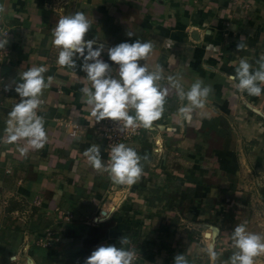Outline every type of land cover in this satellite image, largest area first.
I'll return each instance as SVG.
<instances>
[{
    "label": "crops",
    "instance_id": "0c3cea01",
    "mask_svg": "<svg viewBox=\"0 0 264 264\" xmlns=\"http://www.w3.org/2000/svg\"><path fill=\"white\" fill-rule=\"evenodd\" d=\"M0 6L4 8L0 39L5 33L8 37L0 49V138L5 136L8 113L20 100L14 90L20 75L31 67L47 68L43 74L47 86L37 109L44 118V147L31 148L26 140H0V264H75L86 250L118 246L120 237L132 230L144 236L152 225L174 224L167 220L166 203L174 211L180 203L194 210L192 218L198 219L194 224L200 231L204 225L216 228L221 233L220 243L215 242L218 238L213 241L219 254L216 264H230L236 251L231 239L235 227L227 222L240 221L252 233L264 213L254 207L256 200L264 204V194L253 195L254 190L264 189V84L255 96L229 80L241 59L254 71L264 57V0H0ZM75 12L91 22L85 39L104 44L102 58L113 75H118V67L109 60L107 48L136 39L153 45L140 63L150 71L157 65L163 69L159 83L168 94L161 117L151 128L141 127V136L124 141L142 157V175L132 185L114 183L84 156L96 144L106 164L109 149L81 92L90 82L79 68L80 61L76 67L60 66L59 49L52 43L58 19ZM128 31L135 34L129 37ZM239 42L245 46L240 51ZM168 77L185 91L197 80L210 85L204 107L190 109ZM184 108L189 111L182 112ZM21 148H27L26 154ZM171 153L181 162V168L175 169H185V174L176 172L185 177L182 184L190 187L191 194L174 197L162 181L169 174ZM83 209L94 214L91 221L64 220L65 212L79 216ZM217 217V224L222 221L227 228H208ZM110 219L115 225L97 239L100 227ZM48 228L63 241L55 247L33 244L31 234ZM165 255L163 251L161 256Z\"/></svg>",
    "mask_w": 264,
    "mask_h": 264
},
{
    "label": "clouds",
    "instance_id": "9594fccd",
    "mask_svg": "<svg viewBox=\"0 0 264 264\" xmlns=\"http://www.w3.org/2000/svg\"><path fill=\"white\" fill-rule=\"evenodd\" d=\"M3 11L4 8L0 6V12ZM90 28L91 22L82 12L58 19L52 30V43L59 49L57 63L62 67H76L77 60L80 61L79 68L90 82V87L82 88L81 92L86 98V104L92 107V115L97 121L107 118L122 121L124 127L151 128L153 122L161 117L168 94V89H162L159 83L164 79L163 69L157 65L150 71L140 63L147 58L153 45L136 39L108 47V58L118 67V75H113L111 65L102 58L104 44H98L96 39H85ZM134 34L127 32L129 37ZM7 43L5 33L4 38L0 39V49H4ZM244 47L241 42L237 44L238 51ZM257 63L259 67L253 71L250 63L241 59L235 75L229 76V80L238 81L237 88L240 91L255 96L261 94L260 85L264 84V57ZM46 71L44 66L31 67L20 75V81L14 89L20 100L14 103L8 113L5 136L0 138L2 142L26 140L31 148L44 147L47 138L44 118L37 114V109L41 103L39 98L42 90L47 86L43 75ZM168 80L179 98L188 101L190 109L203 108L212 91L211 86L204 85L201 80L192 83L187 91L172 77H168ZM48 81L51 82V77ZM189 108L182 109V112L187 113ZM20 151L26 154L27 148H21ZM84 156L96 171L106 172L110 180L117 184L132 185L142 175V157L124 143L111 146L107 164L102 162L100 148L96 144L87 148ZM231 239L236 251L230 257V264H254V258L264 253V236L248 232L243 224L235 226ZM129 243L126 236H121L120 245ZM206 251L212 264H216L219 254L215 250V244H209ZM11 259L14 260L15 257ZM135 259L134 250L107 244L95 248L84 264H133ZM173 264H189V260L179 253L174 256Z\"/></svg>",
    "mask_w": 264,
    "mask_h": 264
},
{
    "label": "trees",
    "instance_id": "16d2710c",
    "mask_svg": "<svg viewBox=\"0 0 264 264\" xmlns=\"http://www.w3.org/2000/svg\"><path fill=\"white\" fill-rule=\"evenodd\" d=\"M180 160L171 153L167 157V171L169 174L163 178V183L170 189L169 194L172 196H178L182 192H187L190 187L182 184V181H185L184 176H179L176 171H179L185 174V169L176 170L175 167H180ZM181 168V167H180ZM170 213L175 214L176 211L172 210ZM115 220H108L102 227H100L101 234L97 237L100 239L106 234V229L109 226L115 225ZM95 229L91 227L92 230ZM145 237H142L138 233V230H132L127 235L130 243L125 246L126 249H135L139 252L142 260H149L150 262H156L157 256H161L163 251H166L167 256L164 260L172 259L175 254L182 253L189 260V264H211L207 253L199 254L193 253L194 244L199 240L194 234V231L191 228L183 227L170 223H163L160 228H155L153 225L146 230ZM154 244V247L150 245ZM93 250L89 249L83 252L82 258L79 261H76L75 264H84L85 259L91 254Z\"/></svg>",
    "mask_w": 264,
    "mask_h": 264
},
{
    "label": "rangeland",
    "instance_id": "374dc122",
    "mask_svg": "<svg viewBox=\"0 0 264 264\" xmlns=\"http://www.w3.org/2000/svg\"><path fill=\"white\" fill-rule=\"evenodd\" d=\"M140 130L142 131L141 127H140ZM119 190L122 191L120 188H112L111 191L117 192ZM109 193H111V192H109ZM109 193H108V195H109ZM187 193H190L191 194V190L189 189L187 191ZM260 193H262V194H260ZM263 194H264V189L263 190L260 189V190H254L253 191V195H255L256 198L257 197L259 198V196H261V195L263 196ZM106 198H108V197H106ZM165 202H169V201H166V197H165ZM258 202H259V200H256V202H255L256 203L255 206H254L255 207V211H256V209L259 210V211H263L264 210V204L263 203H258ZM140 205H142V203H140ZM187 205H188V203H187ZM166 206H167L166 212H168V214L166 216L167 217V220H169V218H170V220H172L174 222V224L178 225L179 227L192 228L193 231H194V234L197 237L199 236V243H197L196 245H194V247L197 246V248H196V252L197 253H200V254L201 253H203V254L207 253V251H206V246H207L206 243L208 245L209 244H213L214 243L213 241H215L216 238H218V239L215 242L216 243H220V241H221L220 240L221 233L219 231L216 232V228H215V231L212 230V229H210V230L209 229H205V225L201 227L202 229L200 231L199 227L194 224L195 223L194 221H196L198 219L194 220L195 218L194 219L192 218V215L194 213V210H193V213H192V211L187 208L188 206H186L185 203H183V205H182V203H180V205H177L176 206L177 209H175V210L177 211V215H175V214L173 215L172 213H170L172 210H174L173 205H169V203H166ZM194 206H196V205H194ZM204 206L207 207V208H209L208 205H205L204 204L203 207ZM97 207H99V206L97 205ZM97 207H95V209H97ZM193 208H195V207H193ZM64 214H65L64 218H65L66 222H68V223H72L73 221H75L77 219H83L84 222L85 221H88V220L91 221L94 218V214L93 213L91 214V211L90 210L88 211V209H83V211L81 213H79V216L76 213L69 212V211L68 212H65ZM181 214H183V215H181ZM194 215L196 216V214H194ZM66 216H69L70 219L69 220L66 219ZM200 220L201 221H204L202 219H200ZM217 221H218V217L217 218H213V221H211L212 224H210V226H208V228L211 227V225L218 226V228H220V229L227 228V226H231V228L232 227L234 228L236 225L241 224L240 221L235 222V220H230L229 222H227L228 225L226 224L227 226L223 227L222 221L220 222V225L217 224ZM59 226L60 225H58V227H57L58 229L60 228ZM49 229H52V228H49ZM198 229H199V231H198ZM202 230H203L204 233L202 232ZM206 230H207V234L211 238H213V239L208 240V237L205 234ZM213 232H215V233H213ZM252 233H256V234H259L261 236H264V213L262 215H260V217H258V227L253 228ZM142 237H145V235L142 236ZM60 238H61L60 241L56 242L55 244L53 243V244H51V246H47V247H55V246H58V244H60V242H62L63 239H64L63 236L62 237L60 236ZM201 238H203V239L200 240ZM117 243H118V246L117 247H121V246L122 247H125L126 246V245H120L119 242H117ZM35 245H38V244H35ZM150 246L151 247H154L155 245L154 244H151ZM167 254L164 257L158 255L159 257L157 256L158 259L156 261L157 264H173V258L174 257L172 259H167V260H164L163 259V258H165L167 256ZM255 259L257 261V263H255V264H258V260L260 261L259 264H264V253H262L261 255H259L257 257H255Z\"/></svg>",
    "mask_w": 264,
    "mask_h": 264
},
{
    "label": "built area",
    "instance_id": "2783aa9c",
    "mask_svg": "<svg viewBox=\"0 0 264 264\" xmlns=\"http://www.w3.org/2000/svg\"><path fill=\"white\" fill-rule=\"evenodd\" d=\"M95 128L102 137H105L108 144L109 152L111 150V146L118 143H124L125 140L132 138L133 136L137 137L141 136L143 132L140 130V127H124L122 121H114L111 119H104L101 121H97L95 124ZM108 158L106 160V164L108 162ZM65 216V214H64ZM66 219H70L69 216H66ZM65 220V218H64ZM66 221V220H65ZM49 236V237H48ZM60 234L56 233L55 229H47L45 232H34L31 234V239L34 240V244L43 245V246H51V244H55L60 241ZM210 237L208 234L206 235ZM62 237V236H61ZM136 259L133 264H157V262H150L149 260H142L139 252L135 249ZM164 259V258H163Z\"/></svg>",
    "mask_w": 264,
    "mask_h": 264
}]
</instances>
